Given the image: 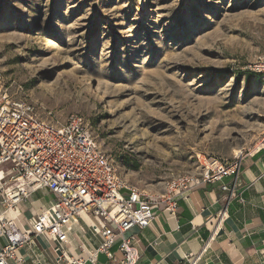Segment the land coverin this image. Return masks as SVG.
<instances>
[{
  "label": "rangeland",
  "instance_id": "rangeland-1",
  "mask_svg": "<svg viewBox=\"0 0 264 264\" xmlns=\"http://www.w3.org/2000/svg\"><path fill=\"white\" fill-rule=\"evenodd\" d=\"M144 1L0 0V94L82 116L123 181L164 196L260 139L264 0Z\"/></svg>",
  "mask_w": 264,
  "mask_h": 264
},
{
  "label": "built area",
  "instance_id": "built-area-1",
  "mask_svg": "<svg viewBox=\"0 0 264 264\" xmlns=\"http://www.w3.org/2000/svg\"><path fill=\"white\" fill-rule=\"evenodd\" d=\"M250 72L264 75V56L249 67ZM3 73L0 68V90ZM264 151V129L258 142L248 150L238 151L231 160L212 157L202 163L201 170L172 183L169 193L184 197L190 185H220L225 194V208L218 214L222 222L230 204L244 200L237 192L245 157ZM229 180V182H225ZM37 189H48L56 197L50 209L40 213L30 230L21 231L5 214L27 200ZM0 199L4 209L0 215V264H20V250L33 238L44 237L65 245L74 225L86 214L100 218L91 225L93 235L102 242L89 258L68 259L69 264L95 263L100 254L113 258L111 248L118 245L122 258L116 264H139L138 235L132 229L144 230L155 221V197L123 181L118 170L94 138L82 116L62 122L52 113L41 115L36 105L25 99L9 100L0 94ZM166 212L173 215L175 202ZM207 243L201 252H207ZM197 256L190 264H197Z\"/></svg>",
  "mask_w": 264,
  "mask_h": 264
},
{
  "label": "crops",
  "instance_id": "crops-1",
  "mask_svg": "<svg viewBox=\"0 0 264 264\" xmlns=\"http://www.w3.org/2000/svg\"><path fill=\"white\" fill-rule=\"evenodd\" d=\"M190 187L184 197L169 192L164 195L176 204L173 215L166 212L168 203L153 195L155 221L144 230L131 231L139 239V264H190L197 256V264H264V151L243 159L237 192L244 202L233 201L222 222L218 214L226 203L220 185L193 183ZM55 202V195L48 189H37L5 216L30 230L37 216ZM3 212L0 199V215ZM100 221L91 214L84 215L65 245L44 237L33 238L20 250V264H69L60 248L69 260H87L91 251L101 246L102 240L91 231V225ZM207 243V252L201 254ZM3 244L0 240V247ZM110 252L113 258L100 254L95 263L88 264H116L122 258L118 245Z\"/></svg>",
  "mask_w": 264,
  "mask_h": 264
},
{
  "label": "bare ground",
  "instance_id": "bare-ground-1",
  "mask_svg": "<svg viewBox=\"0 0 264 264\" xmlns=\"http://www.w3.org/2000/svg\"><path fill=\"white\" fill-rule=\"evenodd\" d=\"M148 3H149V0H146L143 2V5H146V4L148 5Z\"/></svg>",
  "mask_w": 264,
  "mask_h": 264
}]
</instances>
